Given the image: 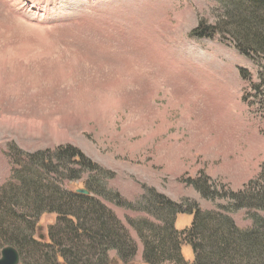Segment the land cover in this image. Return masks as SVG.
<instances>
[{
	"label": "rangeland",
	"instance_id": "obj_1",
	"mask_svg": "<svg viewBox=\"0 0 264 264\" xmlns=\"http://www.w3.org/2000/svg\"><path fill=\"white\" fill-rule=\"evenodd\" d=\"M231 2L0 0V189L22 169L66 191L85 188L95 172L61 180L31 158L76 147L106 170L105 194L94 196L136 243L128 264H147L129 220L149 216L117 205L115 193L135 203L149 187L227 215L242 230L256 218L264 222V208L236 209L232 196L264 198V92L255 88L264 59L242 54L220 29L212 37L192 34L202 22L220 24ZM191 180L204 181L215 197ZM252 182L261 186L249 188ZM56 218L43 214L35 238L47 241ZM193 218L179 214L176 228ZM182 254L193 262L191 245ZM110 256L124 264L115 251Z\"/></svg>",
	"mask_w": 264,
	"mask_h": 264
},
{
	"label": "trees",
	"instance_id": "obj_2",
	"mask_svg": "<svg viewBox=\"0 0 264 264\" xmlns=\"http://www.w3.org/2000/svg\"><path fill=\"white\" fill-rule=\"evenodd\" d=\"M224 13L220 24L208 26L202 22L192 34L212 37L220 29L227 33L242 54L252 59H264V0H232L226 3ZM259 77L260 83L255 88L264 92V72ZM31 158L46 171L55 172L61 180L78 179L84 170L96 174L86 180L84 189L89 193L84 194L79 190H63L36 170H18L14 183L0 189V240L5 242L3 248L8 245L16 247L21 264H115L111 251L116 252L118 261L132 262L137 252L136 243L122 221L94 196L105 194L101 177L106 170L72 146L58 148L50 156L32 154ZM260 178L264 184V171ZM190 182L203 196L215 197L204 181ZM250 185L249 188L261 186L260 182ZM144 189L135 203L123 202L116 193L111 199L119 206L148 214L149 218L129 220L143 243L145 263L264 264L262 218H256L253 229L242 230L227 215L216 217L211 212L187 205V201L174 202L154 188ZM232 196L236 209L244 206L264 208V198L254 199L253 193L247 198H242L241 193ZM45 213L57 215L55 223L48 228L47 241L41 236L35 238L39 220ZM179 214L194 216L192 224L183 230L176 228ZM184 244L193 249L192 263L182 254Z\"/></svg>",
	"mask_w": 264,
	"mask_h": 264
},
{
	"label": "water",
	"instance_id": "obj_3",
	"mask_svg": "<svg viewBox=\"0 0 264 264\" xmlns=\"http://www.w3.org/2000/svg\"><path fill=\"white\" fill-rule=\"evenodd\" d=\"M79 192L89 193L87 189H79ZM0 264H21V255L18 249L12 245L5 246L1 251Z\"/></svg>",
	"mask_w": 264,
	"mask_h": 264
}]
</instances>
